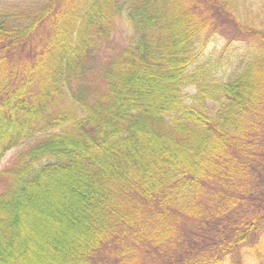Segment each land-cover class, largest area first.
Segmentation results:
<instances>
[{"label": "trees", "instance_id": "obj_1", "mask_svg": "<svg viewBox=\"0 0 264 264\" xmlns=\"http://www.w3.org/2000/svg\"><path fill=\"white\" fill-rule=\"evenodd\" d=\"M21 1L0 9V264H264L250 1Z\"/></svg>", "mask_w": 264, "mask_h": 264}, {"label": "rangeland", "instance_id": "obj_2", "mask_svg": "<svg viewBox=\"0 0 264 264\" xmlns=\"http://www.w3.org/2000/svg\"><path fill=\"white\" fill-rule=\"evenodd\" d=\"M245 1V6L247 1ZM243 1V2H244ZM249 8L246 9L245 11L247 14H250L251 19L256 20V22H254L259 28H264V0H249ZM24 1H19L17 2V0H0V9H5L8 7H18L20 5H22ZM244 13V12H242ZM217 16L216 18L218 19V21L220 22V24H231V20L228 19L229 22L227 21H223V20H219V16L218 13H216ZM216 21V20H215ZM214 21V22H215ZM232 25V24H231ZM225 27V26H224ZM254 30L258 29V28H254L252 27ZM126 35L127 32L122 31L121 29V23L119 24V32L117 35H115V40L118 43H123V41H125L126 39ZM214 35H218V33H215ZM226 37H228L227 32H225L224 34H219L218 36H216V38L208 45L205 54L203 56V58L201 59V62H209V60L211 61V63L216 64V67L219 68V77H222L223 72L224 73H232L236 67H238V63H239V59H238V55L241 53L242 50H240V52L236 53L234 49L232 48H227V56H229L228 60H220L219 61V57L223 56V52L225 50L226 47ZM188 93L190 94H194V90L193 89H189ZM13 153H10L7 155V157L1 162L0 164V170L7 164V162L9 161V159L11 158ZM250 264H255V262H251Z\"/></svg>", "mask_w": 264, "mask_h": 264}]
</instances>
